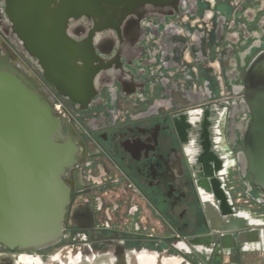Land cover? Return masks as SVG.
<instances>
[{"label": "flooded vegetation", "instance_id": "af4514ba", "mask_svg": "<svg viewBox=\"0 0 264 264\" xmlns=\"http://www.w3.org/2000/svg\"><path fill=\"white\" fill-rule=\"evenodd\" d=\"M5 10L0 0V53L51 105V95L61 103V143L76 148L77 160L61 177L70 193L60 240L41 250L0 248V264H213L187 241L210 234L202 189L214 171L230 215L264 223L243 145L247 71L264 54V0L142 3L118 30L92 39L102 65L89 98L76 103L18 51ZM90 30L83 21L69 29L77 43ZM215 252L227 264L243 254L264 264L262 244Z\"/></svg>", "mask_w": 264, "mask_h": 264}, {"label": "water", "instance_id": "95a60500", "mask_svg": "<svg viewBox=\"0 0 264 264\" xmlns=\"http://www.w3.org/2000/svg\"><path fill=\"white\" fill-rule=\"evenodd\" d=\"M150 1L156 0H6L5 13L10 33L20 44L18 51L37 61L43 80L59 95L76 103L89 98L85 94L101 69L92 39L118 30ZM81 21L91 30L77 43L69 29ZM16 64L13 57L0 53V248L41 250L61 238L70 193L61 177L77 160V150L69 142L61 143L62 121L38 83ZM245 90L251 116L243 138L245 167L252 185L264 195V54L251 63ZM220 176L206 173L202 189L210 234L187 244L196 255L205 253L214 263L227 264L215 251L228 255L238 247L247 253L249 246H264V223L230 215Z\"/></svg>", "mask_w": 264, "mask_h": 264}, {"label": "rangeland", "instance_id": "374dc122", "mask_svg": "<svg viewBox=\"0 0 264 264\" xmlns=\"http://www.w3.org/2000/svg\"><path fill=\"white\" fill-rule=\"evenodd\" d=\"M236 264V263H234ZM239 264H263L262 259L256 255H241Z\"/></svg>", "mask_w": 264, "mask_h": 264}, {"label": "built area", "instance_id": "2783aa9c", "mask_svg": "<svg viewBox=\"0 0 264 264\" xmlns=\"http://www.w3.org/2000/svg\"><path fill=\"white\" fill-rule=\"evenodd\" d=\"M53 100L52 101V109H53V112L55 114H61L62 112V106H61V103L56 99V97L54 95H51Z\"/></svg>", "mask_w": 264, "mask_h": 264}, {"label": "bare ground", "instance_id": "6f19581e", "mask_svg": "<svg viewBox=\"0 0 264 264\" xmlns=\"http://www.w3.org/2000/svg\"><path fill=\"white\" fill-rule=\"evenodd\" d=\"M239 216H241L242 218L245 217V215H239ZM250 223H251V224H256V222H254V221H250Z\"/></svg>", "mask_w": 264, "mask_h": 264}, {"label": "crops", "instance_id": "0c3cea01", "mask_svg": "<svg viewBox=\"0 0 264 264\" xmlns=\"http://www.w3.org/2000/svg\"><path fill=\"white\" fill-rule=\"evenodd\" d=\"M213 264H216V263H213Z\"/></svg>", "mask_w": 264, "mask_h": 264}]
</instances>
